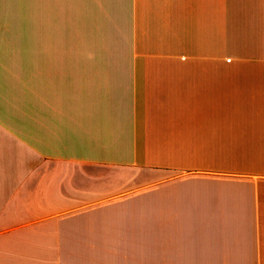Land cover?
Here are the masks:
<instances>
[{
    "label": "crops",
    "instance_id": "crops-1",
    "mask_svg": "<svg viewBox=\"0 0 264 264\" xmlns=\"http://www.w3.org/2000/svg\"><path fill=\"white\" fill-rule=\"evenodd\" d=\"M0 264H264V0H0Z\"/></svg>",
    "mask_w": 264,
    "mask_h": 264
}]
</instances>
